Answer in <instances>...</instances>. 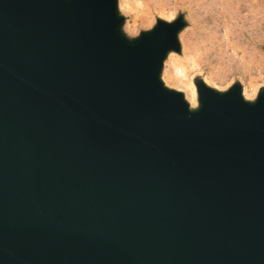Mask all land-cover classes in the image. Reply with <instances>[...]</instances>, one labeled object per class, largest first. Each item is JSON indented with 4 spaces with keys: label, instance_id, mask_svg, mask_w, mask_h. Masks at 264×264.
<instances>
[{
    "label": "water",
    "instance_id": "1",
    "mask_svg": "<svg viewBox=\"0 0 264 264\" xmlns=\"http://www.w3.org/2000/svg\"><path fill=\"white\" fill-rule=\"evenodd\" d=\"M0 0V264H264V86L163 79L183 12Z\"/></svg>",
    "mask_w": 264,
    "mask_h": 264
},
{
    "label": "rangeland",
    "instance_id": "2",
    "mask_svg": "<svg viewBox=\"0 0 264 264\" xmlns=\"http://www.w3.org/2000/svg\"><path fill=\"white\" fill-rule=\"evenodd\" d=\"M119 8L130 35L151 27L157 17L185 14L182 54L168 56L163 79L175 75L173 58L178 57L191 80L202 75L218 89L239 80L246 97L264 86V0H119Z\"/></svg>",
    "mask_w": 264,
    "mask_h": 264
},
{
    "label": "bare ground",
    "instance_id": "3",
    "mask_svg": "<svg viewBox=\"0 0 264 264\" xmlns=\"http://www.w3.org/2000/svg\"><path fill=\"white\" fill-rule=\"evenodd\" d=\"M181 61L182 60L178 57L173 58V66L175 68V75L167 74L164 78V81L167 85H168V82H173V83H176V85H179L178 87L182 86L183 89L185 88L186 90L185 94H186L187 99L190 101L192 105H195L196 104V88L194 85V79L191 80L190 79L191 77L189 78L186 68L185 67L182 68V66L180 65ZM178 87L176 88L179 90L185 91Z\"/></svg>",
    "mask_w": 264,
    "mask_h": 264
}]
</instances>
